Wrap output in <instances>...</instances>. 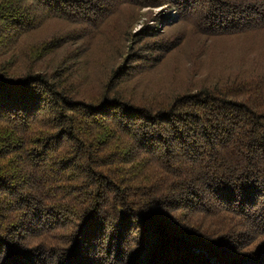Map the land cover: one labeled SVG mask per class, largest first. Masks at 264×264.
<instances>
[{
	"label": "trees",
	"instance_id": "trees-1",
	"mask_svg": "<svg viewBox=\"0 0 264 264\" xmlns=\"http://www.w3.org/2000/svg\"><path fill=\"white\" fill-rule=\"evenodd\" d=\"M158 7L189 31L130 33ZM261 33L264 0H0V264H264V50L202 62Z\"/></svg>",
	"mask_w": 264,
	"mask_h": 264
},
{
	"label": "rangeland",
	"instance_id": "rangeland-1",
	"mask_svg": "<svg viewBox=\"0 0 264 264\" xmlns=\"http://www.w3.org/2000/svg\"><path fill=\"white\" fill-rule=\"evenodd\" d=\"M138 19L131 27L130 33L135 34L140 31L143 25H148L155 29L157 33L163 32V35H172L176 32H187L190 29V26L186 24L180 23L178 24L179 17L174 11H167L164 7L158 8H143L138 12ZM155 20V21H154ZM52 26V25H50ZM56 28L55 27H45L39 31H44L45 33H52ZM38 31V32H39ZM37 32V33H38ZM43 35V34H42ZM42 35H37L36 37H41ZM264 33L259 34L258 36H226V37H216L211 39L206 43V47L208 50L203 52L202 62H205L204 65L210 66L213 68L215 73L221 72L220 68L216 67L220 65L218 62H229L230 64H237L239 56L241 53L256 50V48L252 47L253 44H260V49L264 50V37L262 36ZM44 36V35H43ZM190 45L188 43L184 44V52L188 51V47ZM99 48L95 47V55L98 54ZM176 53L173 57H170L168 60L162 62L159 66L156 64L149 62L143 63L140 66L145 68L147 71L151 72L156 69L155 73H153L152 81L155 83H151L148 88L159 87L156 84L157 82L162 83V85H168V87H174V84L169 81L172 77H175L174 81H176L177 85H180L181 82L188 76L189 70H186L184 67L186 62H182L185 58V53ZM169 57V56H168ZM201 62V60H197V66ZM152 64V68H148L149 65ZM183 65V66H182ZM215 66V68L213 67ZM224 66V65H222ZM226 66V65H225ZM156 67V68H155ZM196 67V66H195ZM199 69V67H198ZM206 69V68H205ZM212 70V69H210ZM206 71H209L208 69ZM202 74H205L203 72ZM203 76V75H202ZM141 85V82H140ZM170 85V86H169Z\"/></svg>",
	"mask_w": 264,
	"mask_h": 264
}]
</instances>
